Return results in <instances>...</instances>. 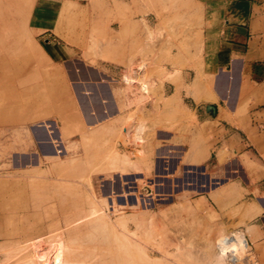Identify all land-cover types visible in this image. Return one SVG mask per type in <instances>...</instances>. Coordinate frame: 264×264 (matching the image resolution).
<instances>
[{
  "label": "rangeland",
  "instance_id": "obj_1",
  "mask_svg": "<svg viewBox=\"0 0 264 264\" xmlns=\"http://www.w3.org/2000/svg\"><path fill=\"white\" fill-rule=\"evenodd\" d=\"M223 1L0 0V264L50 263L60 244L68 264H227L218 241L231 232L247 238L236 264H264L245 232L251 196L221 189L245 188L264 155L245 138L219 151L216 120L197 129L183 104L194 80L209 88L227 69L205 58ZM131 61L149 83L129 82ZM232 82L230 96L251 88ZM171 91L181 99L165 103ZM221 96L197 102L229 112ZM129 114L142 141L123 137ZM34 129L52 132L47 147Z\"/></svg>",
  "mask_w": 264,
  "mask_h": 264
},
{
  "label": "crops",
  "instance_id": "obj_2",
  "mask_svg": "<svg viewBox=\"0 0 264 264\" xmlns=\"http://www.w3.org/2000/svg\"><path fill=\"white\" fill-rule=\"evenodd\" d=\"M208 27V34L213 35L207 40L208 45L214 44L215 47L211 50L212 46H210L208 52L205 50L207 65L219 64L227 69L219 71L212 87H203L199 80H194L191 87L199 90L197 101H210L200 99L206 90L213 92V99L224 94L221 98L231 101L228 102L229 112H220L221 110L217 108L213 113L212 109L198 104L197 101L192 107L183 103L184 110L194 115L195 120L200 124L197 129L202 123H213L216 120V123H213V130L216 132L213 138L215 142H221L219 151L226 146L236 148L246 139V143L254 147L258 154L264 155V0L223 1L216 8ZM178 73V69H170L168 80H172ZM231 80L238 88L243 82L251 88L247 93L242 94L237 90L230 96V91H226V88ZM179 98L174 91L163 95L165 103ZM244 98L247 99L246 105L237 113L238 104ZM173 146L178 148L180 145ZM159 152L158 150V154ZM201 156V152L198 151L191 154L194 161L199 160ZM250 165H253L252 169L244 173L247 180L245 188L233 181L226 186L222 185L221 189L227 195L236 191L239 193L246 191L251 196L242 214L245 232L249 241L255 244L258 256L264 260V165L254 170L256 165L253 163ZM186 169L188 168H184V175L190 177ZM205 184H208V177L205 179ZM230 186L233 188L232 192L226 193L224 189ZM219 187L220 185H215L207 188L206 193L212 195L220 189Z\"/></svg>",
  "mask_w": 264,
  "mask_h": 264
},
{
  "label": "bare ground",
  "instance_id": "obj_3",
  "mask_svg": "<svg viewBox=\"0 0 264 264\" xmlns=\"http://www.w3.org/2000/svg\"><path fill=\"white\" fill-rule=\"evenodd\" d=\"M121 29L123 30L125 28L124 25H121L120 26ZM108 34L111 33V31H108L107 32ZM149 34L151 35V32H149ZM148 34V35H149ZM150 37V36H149ZM148 37V38H149ZM138 70V67H137V63L136 62H132L130 63L129 65V68H128V73L126 74L128 79H129V82H133V81H142L143 85H145V82H148V79L146 80L145 78L142 80L138 77L139 74L136 73V71ZM165 73V72H164ZM166 73L169 74V70H166ZM136 74V75H135ZM164 76V74H163ZM150 79V78H149ZM149 83V82H148ZM147 83V84H148ZM156 87V86H155ZM217 88V87H215ZM154 89V88H153ZM126 90V89H125ZM139 96V95H138ZM140 96H143L140 94ZM140 100L139 102L141 101V98L140 97ZM214 98V95H213V92L211 90H206V92H204V94L201 96L200 99H203V100H212ZM137 98H135L134 100H136ZM133 100V99H132ZM168 102V101H166ZM128 103H131V100L128 99ZM138 103V102H136ZM139 114V113H138ZM130 115V114H129ZM135 117H133L134 119ZM86 119H87V122H91V118H89V116L86 115ZM127 119L129 120V124L126 125V127H123V137L125 138H129L130 136H132V138L134 139L133 141H138V140H143L141 137V132L143 133L142 131V128L145 126L144 122H136V123H131V115L127 117ZM135 120V119H134ZM133 122V120H132ZM135 122V121H134ZM145 129V128H144ZM34 134L36 135V137L38 139H40L41 143L43 146H46L47 147V143L49 144L48 142V135L52 136V132L49 131V134L47 135L46 132L44 130H41V129H34ZM145 131V130H144ZM145 134V133H143ZM142 134V136H143ZM122 136V134H121ZM51 139L53 140L54 137H51ZM131 139V138H130ZM131 141V140H129ZM135 143V142H134ZM47 149V148H46ZM61 152V149L57 147H55V149H47L46 153L45 154H49L50 156L51 155H58L59 153ZM26 159V158H25ZM28 160V159H27ZM27 160L25 162H27ZM20 161V160H19ZM29 161V160H28ZM40 160H38V163H39ZM21 162H24L21 160ZM35 164V163H34ZM136 204H139L140 206H142V202L140 200V198H136ZM135 205V204H134ZM128 242V241H127ZM130 243V242H129ZM246 244H247V240L242 237L240 238V236L238 237V235H235V238L233 240L231 239H226L225 236H223V238L220 237L219 241H218V245L220 246V248L223 250V248H225L226 246H228L229 248H232L234 250H240V251H244L246 249ZM66 250V247L64 244H60L59 246H53V249H52V253H51V262L50 263H46L44 261V254L45 252H42L41 254H34V255H31V258L30 260L28 259L27 262H29V264H68L67 262H64L63 261V254ZM143 250H139V252L143 253L141 254L142 257L144 256L145 252ZM146 257V255H145ZM144 258V257H143ZM147 258V257H146ZM80 264V263H79Z\"/></svg>",
  "mask_w": 264,
  "mask_h": 264
},
{
  "label": "built area",
  "instance_id": "obj_4",
  "mask_svg": "<svg viewBox=\"0 0 264 264\" xmlns=\"http://www.w3.org/2000/svg\"><path fill=\"white\" fill-rule=\"evenodd\" d=\"M225 237H226V239L233 240L235 238V234L233 232H231V233H229ZM243 238H244V240L247 239L245 236H243ZM249 244H250V242H249ZM249 251H250V248L246 252L249 253ZM220 252H221L222 257L225 259V262L227 264H236L237 263V261L239 259L238 250L236 251V250H234V249L229 248L228 246H226L225 248H223V253H222V250L221 249H220ZM247 256H248V254L245 255V257H247Z\"/></svg>",
  "mask_w": 264,
  "mask_h": 264
},
{
  "label": "water",
  "instance_id": "obj_5",
  "mask_svg": "<svg viewBox=\"0 0 264 264\" xmlns=\"http://www.w3.org/2000/svg\"><path fill=\"white\" fill-rule=\"evenodd\" d=\"M209 108V107H208Z\"/></svg>",
  "mask_w": 264,
  "mask_h": 264
}]
</instances>
